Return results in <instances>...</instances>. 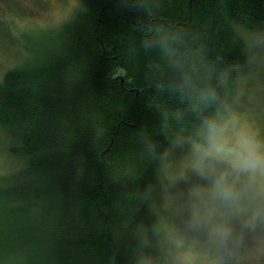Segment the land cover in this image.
<instances>
[{
    "label": "trees",
    "instance_id": "obj_1",
    "mask_svg": "<svg viewBox=\"0 0 264 264\" xmlns=\"http://www.w3.org/2000/svg\"><path fill=\"white\" fill-rule=\"evenodd\" d=\"M80 4L0 79L17 162L0 174V264H171L161 164L216 111L202 95L236 97L250 73L238 28L264 26V0Z\"/></svg>",
    "mask_w": 264,
    "mask_h": 264
},
{
    "label": "rangeland",
    "instance_id": "obj_2",
    "mask_svg": "<svg viewBox=\"0 0 264 264\" xmlns=\"http://www.w3.org/2000/svg\"><path fill=\"white\" fill-rule=\"evenodd\" d=\"M80 6V0H0V79L25 60L26 44L41 47L38 29L62 26ZM238 33L247 46L250 73L240 79L236 97L233 100L225 97V101L264 138V26L249 32L238 28ZM6 140L0 132V174L17 169L16 160L8 157L4 149ZM189 163L188 146L176 144L161 164L159 205L171 231L168 247L171 264H215L220 258L224 264H264V224L247 230L242 229L238 218L229 221L235 235L240 237L237 244L240 261L232 250L227 256L218 251L210 242L207 230L188 227L190 194L195 187H207V182L191 172L186 181L174 182L181 168ZM9 264L15 263L10 260ZM16 264H22V259Z\"/></svg>",
    "mask_w": 264,
    "mask_h": 264
},
{
    "label": "clouds",
    "instance_id": "obj_3",
    "mask_svg": "<svg viewBox=\"0 0 264 264\" xmlns=\"http://www.w3.org/2000/svg\"><path fill=\"white\" fill-rule=\"evenodd\" d=\"M202 99L218 102V107L201 115L191 134L177 136L175 143L189 148L190 163L174 182L186 181L189 172L207 182V187H195L190 194L188 227L207 230L210 242L227 256L240 241L230 220L238 218L247 230L264 224V138L227 101H219L214 91ZM194 111L199 112V107ZM147 147L154 151L151 144ZM138 264L152 261L141 257ZM215 264L224 261L220 258Z\"/></svg>",
    "mask_w": 264,
    "mask_h": 264
}]
</instances>
